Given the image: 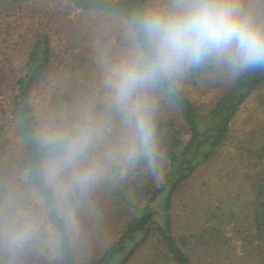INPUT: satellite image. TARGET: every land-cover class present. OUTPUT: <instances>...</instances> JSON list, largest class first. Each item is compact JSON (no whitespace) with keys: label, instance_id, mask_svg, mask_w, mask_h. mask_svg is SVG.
Wrapping results in <instances>:
<instances>
[{"label":"rangeland","instance_id":"374dc122","mask_svg":"<svg viewBox=\"0 0 264 264\" xmlns=\"http://www.w3.org/2000/svg\"><path fill=\"white\" fill-rule=\"evenodd\" d=\"M169 3L149 0V8H164ZM239 3L264 21V0ZM41 30L50 35L53 60L31 92L39 135L71 133L82 127L98 133L80 163L99 162L102 175L87 190H74L67 204H61L63 217L65 207L75 213L77 227L70 232L78 258L90 261L114 243L128 221L146 206L147 190L160 187L169 171L164 156L159 173L145 164L141 175L140 159L126 165L120 157L131 134L110 106L104 81L107 69L126 59V45L130 41L138 44L130 24L109 12L78 9L69 0H0L2 264H65L45 199L18 165L25 144L12 97L35 34ZM193 68L176 83L193 102L203 130L208 125L207 114L241 72H232L214 60ZM148 95L155 103V118L172 120L187 141L189 132L179 108L156 89L151 88ZM70 175L67 170L65 178ZM263 185L264 84L239 106L214 157L181 184L173 198V234L192 264H264V229L260 231L254 221L263 200ZM18 217L34 221L37 232L34 239L13 251L4 240L3 229ZM158 249L162 247L155 237L129 264H174L157 263Z\"/></svg>","mask_w":264,"mask_h":264},{"label":"clouds","instance_id":"9594fccd","mask_svg":"<svg viewBox=\"0 0 264 264\" xmlns=\"http://www.w3.org/2000/svg\"><path fill=\"white\" fill-rule=\"evenodd\" d=\"M132 23L141 43L126 45V59L107 69L104 85L110 106L131 134L120 153L123 163L142 159L150 171L159 173L163 154L149 90L164 79L178 82L187 69L209 60L232 72L264 69V21L242 8L239 0H170L164 8L139 13ZM97 134L82 127L43 137L53 153L46 179L60 204L66 205L74 190H87L102 175L99 162L80 163ZM67 170L71 175L66 179ZM64 217L74 231L77 222L70 207L64 208ZM36 232V223L27 217L8 221L3 229L13 251L34 239Z\"/></svg>","mask_w":264,"mask_h":264},{"label":"trees","instance_id":"16d2710c","mask_svg":"<svg viewBox=\"0 0 264 264\" xmlns=\"http://www.w3.org/2000/svg\"><path fill=\"white\" fill-rule=\"evenodd\" d=\"M69 1L84 11H103L121 16L133 28L138 44L141 43L132 21L139 13L149 9V0ZM52 60L53 49L49 33L45 30L36 32L25 66L17 79V89L12 97V105L19 120V131L25 144L18 165L45 199L49 221L58 234L65 264H129L139 249L155 237L162 247L158 249L157 263L164 260L173 261L174 264H192L173 234L170 213L173 198L181 184L200 166L214 157L219 146L229 134L231 122L239 106L264 84V69L241 72L235 84L223 94L207 114L208 125L203 130L200 129L199 117L193 102L176 81L164 79L153 87L179 108L189 132V139L184 141L181 130L172 120L162 117L155 118L161 151L169 164L165 181L152 192L148 187L146 188L148 189L146 206L128 221L121 236L107 246L99 257L85 262L78 258L74 239L62 215L61 204L46 179V166L53 158V153L38 133L37 120L31 102V92L50 70ZM206 65L207 68L211 67L208 62ZM201 66L203 68L201 64L193 69H200ZM145 164L146 162L142 159L138 161L140 175ZM263 187L264 185L260 190L263 200L254 214L255 224L260 231L264 229ZM161 208L163 211L159 212ZM163 249L165 253L162 252Z\"/></svg>","mask_w":264,"mask_h":264}]
</instances>
